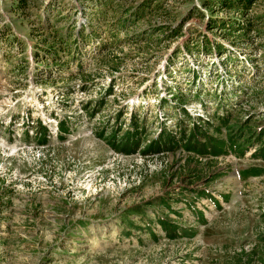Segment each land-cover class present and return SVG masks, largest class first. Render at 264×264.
Returning a JSON list of instances; mask_svg holds the SVG:
<instances>
[{
  "label": "rangeland",
  "instance_id": "374dc122",
  "mask_svg": "<svg viewBox=\"0 0 264 264\" xmlns=\"http://www.w3.org/2000/svg\"><path fill=\"white\" fill-rule=\"evenodd\" d=\"M227 1L119 0L108 24L126 6L159 11L101 28L93 0H0V264H264L255 144L143 149L161 127L224 139L220 116L264 127V0L244 14L220 11ZM237 17L250 28L216 25ZM53 32L70 37L55 56L41 47ZM132 121L138 145L115 147ZM160 216L179 231L165 235Z\"/></svg>",
  "mask_w": 264,
  "mask_h": 264
},
{
  "label": "trees",
  "instance_id": "16d2710c",
  "mask_svg": "<svg viewBox=\"0 0 264 264\" xmlns=\"http://www.w3.org/2000/svg\"><path fill=\"white\" fill-rule=\"evenodd\" d=\"M78 1H83V0H78ZM94 5H95V9H96V13H93V18L94 20H96V22L101 25V28H116L119 26V28H122V26H124L126 20L128 21V18H130V16H133L132 18H139L142 17V15H146V14H153L158 10V6H151V2H143L142 4H139L137 7L133 8V6H126L124 8V14H125V18H120L118 21L112 23V24H108V22L106 21V16H107V12L108 11H114L117 7V4L115 5V1L116 3L119 0H93ZM254 2V0H228L227 2H221L218 4L221 5H225L222 7H226V8H221L220 11H222L223 9H227L229 11H235L238 13H242L244 14L252 5V3ZM99 3V4H97ZM207 6H209V4L206 3ZM157 6V7H156ZM17 7L20 9H24L25 6V0H18L17 2ZM126 15H128L126 17ZM241 15V14H240ZM240 17V16H239ZM239 17L235 18H231L232 20H230L228 23L225 22H217L218 24H216L217 26H221V27H226L229 28L228 31H239L240 29L245 28H250L251 24H245L243 23ZM47 18V19H46ZM46 18H42V20H40V25L38 26L37 29L39 28H46L45 26H47L48 24V17L46 16ZM83 26L79 27V29L77 30L76 33V45L74 50L78 49V44L77 42H79V39L82 38L83 34H84V30H83ZM91 28H97L95 26H91ZM100 28V27H99ZM36 29V28H35ZM110 29H107V32H109ZM52 41L51 43H49L48 45H46V43L49 41L48 39H51L50 37L45 38L43 37V40L45 41V44L41 47H44L45 50L47 52L52 53V55L55 56L56 53V49L55 47H62V45L64 44L65 40L70 38L67 36V34H63V35H58L57 32H53L52 33ZM65 35V36H64ZM111 38L112 41H115V39L117 38L116 36L110 35L109 36ZM75 38V37H74ZM48 40V41H47ZM61 44V45H60ZM105 45V44H103ZM206 45V44H205ZM70 54V53H68ZM78 69V68H77ZM79 70V69H78ZM112 87H113V83H111L108 88L107 91L111 92L112 91ZM182 108V107H181ZM182 111L187 115V112L185 111L184 108H182ZM249 117V116H247ZM218 124L216 126L217 129H219L220 126H224V139H217L216 137H209L207 136V132H205V130H202L203 126L202 125H196L193 124L192 128L186 132V130L184 128H180V134L177 133H170L169 131L165 130L164 127H161L158 131L157 136L155 137V139L150 140V142L148 144H146L145 146H143V149L145 150H152L155 152H159V151H163V150H168V149H173L174 147L183 145L185 148L190 149L193 152L196 153H200V154H204V153H211V154H218V153H223L226 149H229L232 152H235L237 154H240V151H244L245 148H247L248 146L251 145H256V155H259L260 157L264 158V127L260 128L259 130H254V128H252L249 125H240V123L238 122H231V120L225 119L223 118V116L218 118ZM248 123H250L252 120L248 119L247 120ZM64 121H60L58 122L59 124V131L60 132H66L67 128H65L63 126ZM40 123V122H39ZM41 124V123H40ZM42 128L44 129V131H46V127L42 126ZM143 128L142 125L137 124L136 122L132 121V125H131V130H127L125 131L121 136H119L117 133H113L112 134V139L114 140V146H123L126 149H132V147H136L139 143V137L138 134H140L141 129ZM205 129V128H204ZM206 134V135H205ZM199 136H203L204 139L203 141L200 140ZM43 138H45V134L43 135ZM118 149V148H117ZM204 152V153H203ZM261 169L258 167H248L244 170L239 171V175L241 177H245L248 174H254L259 172ZM197 194H205V191H197ZM208 195V194H207ZM210 198L212 199V201L215 204H218V201L215 200L214 198H212L210 196ZM197 217L199 219L202 220V213L198 210H195ZM157 224L160 225L162 231L165 233V235L168 236H172L173 232L177 233L179 231V227L175 225V222H170L171 219L168 218V216H160L157 218ZM149 229L150 227L147 226ZM126 234H129L130 232H125ZM241 253V252H240ZM252 253H256V251L252 252ZM250 255V254H248ZM260 259L262 260V257H260Z\"/></svg>",
  "mask_w": 264,
  "mask_h": 264
}]
</instances>
